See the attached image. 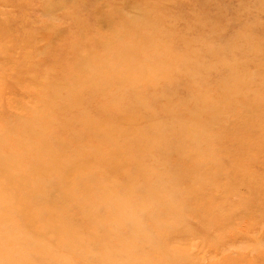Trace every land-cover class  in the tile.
<instances>
[{
	"label": "rangeland",
	"instance_id": "obj_1",
	"mask_svg": "<svg viewBox=\"0 0 264 264\" xmlns=\"http://www.w3.org/2000/svg\"><path fill=\"white\" fill-rule=\"evenodd\" d=\"M0 264H264V0H0Z\"/></svg>",
	"mask_w": 264,
	"mask_h": 264
}]
</instances>
